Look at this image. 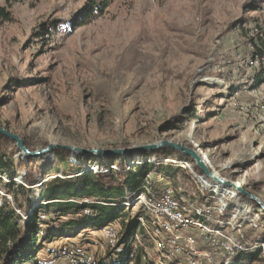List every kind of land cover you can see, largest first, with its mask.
<instances>
[{
    "label": "rangeland",
    "instance_id": "374dc122",
    "mask_svg": "<svg viewBox=\"0 0 264 264\" xmlns=\"http://www.w3.org/2000/svg\"><path fill=\"white\" fill-rule=\"evenodd\" d=\"M98 2L85 18L92 0H0L9 17L0 16V125L30 151L49 143L119 149L181 142L264 203V79L248 58L254 25L264 22V0H111L102 12ZM11 150L13 166L27 158ZM57 150L28 158L39 167L31 198L41 194L40 181L68 182L76 176L71 167L86 161L148 163L154 165L150 172L193 190L185 168L161 163L180 159L177 153L75 155L68 161ZM110 170L118 168L103 174ZM22 175L16 171V178ZM116 208L126 218L140 211L137 205ZM261 220L254 237L264 242ZM74 240L64 246L76 256L108 262L98 232L88 228ZM142 250L150 259L158 255L150 243ZM234 264H264V254L242 253Z\"/></svg>",
    "mask_w": 264,
    "mask_h": 264
},
{
    "label": "built area",
    "instance_id": "2783aa9c",
    "mask_svg": "<svg viewBox=\"0 0 264 264\" xmlns=\"http://www.w3.org/2000/svg\"><path fill=\"white\" fill-rule=\"evenodd\" d=\"M264 5V2H263ZM261 20V19H260ZM253 34L248 41L250 54L248 56L251 66L257 68V78L264 79V22L254 25ZM259 65V66H258ZM258 66V67H257ZM256 78V77H255ZM215 84L219 83L216 79ZM77 158H74L75 160ZM179 160L180 162H174ZM76 161V160H75ZM163 164L185 168L188 179L192 182L193 190L178 184H171L170 177L159 172H148L141 178L136 191L126 192L124 201L115 206L128 207L137 205L140 209L135 215L137 228L129 236L123 235V224L129 219L117 217L101 228L87 227L98 232L108 245L107 263L110 264H234L235 259L242 253H253L259 250L264 254V242L254 237L262 230V211L253 206L252 202L239 195L233 188L228 192L229 186L213 181L196 171L192 162L186 160L164 158ZM75 175L82 173L106 172L117 165L97 164L96 162H83ZM132 164L125 165L129 170ZM215 173V172H214ZM219 176L217 173H215ZM0 173V206L6 203L11 206L17 216L18 227L26 230L30 216L34 209L46 204L48 201L40 196L32 198L30 206L25 209L14 205L13 197L7 191L5 184L15 183L26 188H32L35 182L28 186L19 178L9 177ZM220 177V176H219ZM3 182H2V181ZM42 180L36 186H41ZM34 187V186H33ZM139 190V191H138ZM80 203H90L89 199L73 200ZM96 202V201H92ZM82 215H90L91 211L85 208ZM81 214H76L79 217ZM60 219L54 212L48 210L38 211V230L36 240L40 239L44 230L54 229V224ZM251 236H248L247 230ZM83 236V235H82ZM42 244L45 241H38ZM145 243L152 244L157 256L150 259L142 250ZM139 245V246H138ZM57 259L66 260L69 264H96L91 255L76 256L66 246L60 247L56 253ZM138 261L136 262V257Z\"/></svg>",
    "mask_w": 264,
    "mask_h": 264
},
{
    "label": "trees",
    "instance_id": "16d2710c",
    "mask_svg": "<svg viewBox=\"0 0 264 264\" xmlns=\"http://www.w3.org/2000/svg\"><path fill=\"white\" fill-rule=\"evenodd\" d=\"M110 1L111 0H100L97 9L102 12L109 6ZM96 3L97 0H92V5L85 9V18L89 16ZM261 3L262 0H260L259 4ZM0 16H2L4 20L9 18L2 6H0ZM11 148L17 149L15 143L6 136L0 134V173H5L9 177H14L16 176V171H18V173L21 172L23 174L21 178L24 183L28 186L32 185L39 171L36 161L32 163L30 161L31 159L23 158L14 163L13 166V160L8 156V151H10V153L13 152ZM57 151V153L65 155L68 161H71L73 157L77 158V156H75L76 154L68 150L58 149ZM168 151V155H172V153L175 154L167 148L156 150L154 154L158 158H161L164 157ZM79 157L81 156H78V158ZM184 159H186V157H180V160ZM187 160L191 161L189 158H187ZM192 166L196 171H199L193 162ZM152 167L154 168V165L142 163L132 166L129 170H125V163L119 160L117 163L118 170L116 172L110 170L107 175L102 172L82 173L73 178H68V182L61 181L57 179V177L52 178L56 180L49 182V184H47L48 186L43 183L42 191L39 195L48 202L33 210L25 231L17 226V216L11 206L3 202L0 206V260L3 264H24L30 262L34 254L41 247V243L38 242L40 239L42 241H50L56 236H61L63 233L68 235L71 231L79 228H101L115 218L122 216L119 212V208H116L115 204L124 201L126 190L128 192H137L136 189L141 178L150 172ZM79 168L80 166L74 164L71 167V171L76 173ZM5 185L7 188L13 185L14 205L21 209H25L27 206L31 205L32 198L29 194V192H31L29 190L30 188L13 182ZM20 192L25 197L21 201L17 198ZM86 198L91 200V202L80 203L69 200L82 201V199ZM85 208L90 209V215L81 214ZM48 209L58 216H63L65 218L68 216H75L76 214L81 215L76 218H69L62 227L44 230L40 239L37 241L38 211ZM262 215L264 216V213H262ZM123 226L124 236H129L134 233L137 228L136 217L129 219ZM137 261L138 256L136 257V262Z\"/></svg>",
    "mask_w": 264,
    "mask_h": 264
},
{
    "label": "water",
    "instance_id": "95a60500",
    "mask_svg": "<svg viewBox=\"0 0 264 264\" xmlns=\"http://www.w3.org/2000/svg\"><path fill=\"white\" fill-rule=\"evenodd\" d=\"M0 134L6 136L15 143L17 149L21 152L23 157L27 158H39L43 154H48L57 149L68 150L76 155H79L84 158L94 157V156H117V155H129L134 154L140 151H156L162 148H168L174 153H177L180 156L188 157L198 170L207 178L222 183L224 186L233 187L237 190L240 196L250 200L264 213V203L255 195L251 194L249 191L245 190L243 187L238 185L236 182H233L229 179H225L217 176L202 158V156L195 150L193 147H189L181 142H175L171 140H160L155 143L143 144L138 146H130L126 148L119 149H101V148H83L74 145L68 144H59V143H49L44 148L37 149L35 151H30L24 144V140L15 133L10 132L7 128L0 125Z\"/></svg>",
    "mask_w": 264,
    "mask_h": 264
},
{
    "label": "crops",
    "instance_id": "0c3cea01",
    "mask_svg": "<svg viewBox=\"0 0 264 264\" xmlns=\"http://www.w3.org/2000/svg\"><path fill=\"white\" fill-rule=\"evenodd\" d=\"M65 219H66L65 217L60 216V219L58 220V222L60 223L62 220H65ZM58 227H60V225L57 226V228ZM84 229L79 228L77 230L71 231L70 235H65V236L63 235L62 237L59 236L58 239L54 238V239H52L50 241H45V243L42 244L41 247L39 248V250L34 254V256L32 257V260L30 262H27V263H24V264H45V263H50L51 264V262L60 261L61 259H57L56 258L57 256H55L56 251L60 247L66 245V243L68 244L67 241H76L74 239L77 236L81 235ZM73 233H75V235ZM69 244H70V242H69ZM124 263L125 262H123V264ZM106 264H110V263L106 262Z\"/></svg>",
    "mask_w": 264,
    "mask_h": 264
},
{
    "label": "bare ground",
    "instance_id": "6f19581e",
    "mask_svg": "<svg viewBox=\"0 0 264 264\" xmlns=\"http://www.w3.org/2000/svg\"><path fill=\"white\" fill-rule=\"evenodd\" d=\"M239 185V184H238ZM228 189V192H232V191H230V190H233V187L232 188H227Z\"/></svg>",
    "mask_w": 264,
    "mask_h": 264
}]
</instances>
